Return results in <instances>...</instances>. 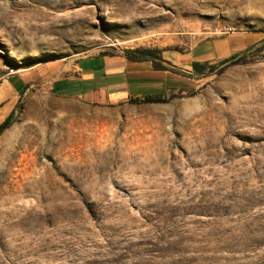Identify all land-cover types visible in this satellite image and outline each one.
I'll return each instance as SVG.
<instances>
[{
  "label": "rangeland",
  "instance_id": "1",
  "mask_svg": "<svg viewBox=\"0 0 264 264\" xmlns=\"http://www.w3.org/2000/svg\"><path fill=\"white\" fill-rule=\"evenodd\" d=\"M230 33L254 43L202 75L182 68L191 88L163 103L50 84L138 49L172 69ZM25 75L23 91L2 88ZM13 111L0 264H264V0H0V125Z\"/></svg>",
  "mask_w": 264,
  "mask_h": 264
},
{
  "label": "crops",
  "instance_id": "2",
  "mask_svg": "<svg viewBox=\"0 0 264 264\" xmlns=\"http://www.w3.org/2000/svg\"><path fill=\"white\" fill-rule=\"evenodd\" d=\"M253 37L255 35L251 33H230L206 38L196 44L188 55L176 58L173 61L174 67L167 70H157L153 61H130L126 56L84 58L76 64L68 65V76L52 78L50 84L52 90L58 94L91 99L108 97L117 102L165 96L170 91L191 88L193 79H187L182 74V68L193 70V63L229 59L251 46L254 43ZM38 74L36 71L35 79ZM172 77L186 79L190 87L182 88L175 84L174 88H165V84ZM16 78L20 80L18 86L13 83ZM31 78V75L9 76L3 82L2 88L23 91Z\"/></svg>",
  "mask_w": 264,
  "mask_h": 264
},
{
  "label": "trees",
  "instance_id": "3",
  "mask_svg": "<svg viewBox=\"0 0 264 264\" xmlns=\"http://www.w3.org/2000/svg\"><path fill=\"white\" fill-rule=\"evenodd\" d=\"M155 51L153 50H147V49H138L133 51H128L126 53V58L130 61H153L155 64V68L157 70H166L156 65V57L154 56ZM207 64L202 63H193L192 68L196 75H202L201 71L205 68ZM139 99H132V102H139ZM143 102L145 103H163L165 100L163 99V96H148L143 99ZM15 116V111H13L7 119L0 125V134L1 132L6 129L10 123L12 122L13 118Z\"/></svg>",
  "mask_w": 264,
  "mask_h": 264
}]
</instances>
